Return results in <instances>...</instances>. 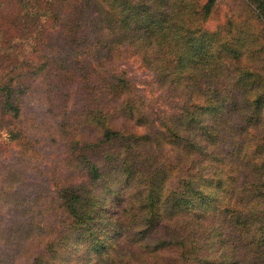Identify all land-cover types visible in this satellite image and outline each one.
Segmentation results:
<instances>
[{"label": "rangeland", "instance_id": "374dc122", "mask_svg": "<svg viewBox=\"0 0 264 264\" xmlns=\"http://www.w3.org/2000/svg\"><path fill=\"white\" fill-rule=\"evenodd\" d=\"M92 1L0 0V85L11 77L15 88L10 107L5 109L0 100V264H89L88 260L103 264L109 261L105 256L109 255V249L99 254L91 247L90 243H99L92 229L79 231V227L71 226L67 231L68 242L53 251L57 245L46 242L56 234L61 236L69 220L68 203L57 197L62 193L61 188H78L87 181V174L95 175L93 169L80 162L79 152L88 151L84 145L99 139H105L101 142L107 156L103 159L101 153L92 151L95 154L92 161L101 167L99 179L91 177L88 182L92 191L95 188L101 191L97 224L93 228H105L111 233L118 222L114 218L116 213L124 220V237L115 242L120 241L123 248L122 255L113 254L116 264H205L195 261L196 254L201 258L217 253L220 234L210 230L207 222H195L186 213L204 215L210 213L207 211L221 209L224 214L222 208L238 205L233 203L236 195H232L234 188H230L226 177L246 174L249 168L254 173L259 169L264 171V131L252 135L251 127L247 132L242 130L240 116L231 111L233 119L226 123V130L220 125L212 141L207 135L201 138V143L196 142L192 151L184 150L187 163L192 165L197 146H202L205 153L199 160L203 167L193 170L196 162L191 169L179 172L176 169H181L183 162L178 152L183 150L181 146L178 152L175 148L172 127L176 123L172 122L177 120L176 112L183 103L186 105L181 109L191 114L198 101L204 102L198 91L206 87V78H209L201 67L206 56L199 53L201 50L197 54L193 52V46L187 43L189 38L198 37V42H204L203 49L216 39L209 32L222 22L230 21L228 17L241 20L245 17L231 0H217L215 11L206 18H197L191 7L185 14L181 1L173 5L170 0L167 4L171 5L167 14L169 23L159 17L156 26H164L163 30L170 28L177 36L176 33L168 36L161 44L153 36L149 46L148 39L144 42L121 40L114 24V28L106 31L110 38L115 37L107 58L92 69L82 71L77 66L76 70V62L69 63L62 56L79 34L82 41L77 45L81 47L73 52L92 50L95 55L104 49L99 38L91 42L95 35ZM115 1L118 0H110L100 12L117 11V5L110 6ZM199 20L201 24L196 28H202L201 31L193 28ZM145 23L149 28V21ZM132 26V21L125 23L124 32H129ZM188 28L191 33L186 31ZM243 29L239 39L250 35L249 40L262 43L261 32L252 26ZM215 46L213 49L217 50ZM250 56L243 54L240 62L248 61ZM44 58L53 60L49 62H54L53 65L42 68ZM82 59L89 57L77 60ZM59 60L66 66L61 68ZM214 113L220 118L216 111ZM234 125L239 134L229 132L228 128ZM144 133L148 136L142 137ZM116 150H124L126 159L133 157L132 162L139 161L143 167L129 176L126 167L114 164ZM245 158H250L246 169L239 166ZM194 172H200L194 182L201 192L190 191L189 203L178 205L184 208L164 201L167 193L174 190L173 185L179 183L186 191L185 183L180 182ZM220 179H225L227 184L223 186ZM151 182L155 187L154 205L144 196ZM133 188H139V192L132 194ZM244 190L249 192V188ZM205 201L207 210L203 209ZM148 202L152 207H146L144 203ZM173 208L183 212L181 217L173 218ZM224 216L227 215L220 218L221 223ZM73 217L74 214H70V218ZM185 223L186 231H180ZM201 224L204 228L199 229ZM100 241L114 245L110 237H101ZM192 245L197 249L201 247L200 251L194 250Z\"/></svg>", "mask_w": 264, "mask_h": 264}, {"label": "trees", "instance_id": "16d2710c", "mask_svg": "<svg viewBox=\"0 0 264 264\" xmlns=\"http://www.w3.org/2000/svg\"><path fill=\"white\" fill-rule=\"evenodd\" d=\"M109 1L110 0H93L91 3L94 6L95 11L93 16L95 19V29H93L95 30V35L92 37L91 42L95 39L98 40L97 38H99L98 41L103 42L102 47H104V49L95 55L92 54V50H88L85 53L83 51L73 52V49L80 50L81 46L77 45V42L81 43L82 41L81 34H79L78 37L74 39L77 41L71 44L70 50L62 56L63 59L69 63L72 61L76 62L74 67L76 70L77 66H79V70L82 71L92 69L97 66L99 62H103L107 58L110 53L109 51H111V48L113 47L115 37L110 38L106 31L110 27L114 28V24L117 27V30L115 31H119V35L122 37L121 40L129 39V41L144 42L148 39L147 43L149 46H151V42H149V40L153 36H156L155 40L161 44L164 38L175 35L176 33L171 31L170 28L163 30L164 26L161 28L156 26V21L159 17L166 19L169 23L167 14H169V8L171 5L167 4L170 0H118L110 5L113 7L117 5L119 7L117 11L103 14L100 11L105 10L104 7L106 4H110ZM180 1L183 4L185 14L191 7V11L196 14L197 18H206L212 11H215L217 0H203V2L200 0H172V3L173 5H176ZM231 1L234 7L241 8L240 12L244 15V20L235 19L234 17L229 19L228 17V20L230 21L222 22V24L217 26L215 30H211L209 32V34H212L213 37H216V39L213 38L214 44L207 45V47L205 46L203 49L201 48L204 46V42H198V37L191 36L187 41L188 45L193 46V52L196 51L197 54L198 51L201 50L199 53L202 52L205 54L206 59L202 62L203 65L201 67L204 69V73L207 74L209 78H206V87H204L203 90L200 87L198 91L200 99H204V102L200 103L198 101L197 104H195L196 108L192 110L191 114L187 113V109H181V107L186 105V102L183 103L176 112L177 120L172 122V124L176 123V125L173 126L169 123V125L173 126L172 135L176 138L173 142L177 152L180 146L183 150L181 153L178 152L179 155H181V160L183 162V167H179L183 170L178 168L176 169L179 172L184 171L185 169H191L196 162L197 165L193 168V170H199L203 167L201 166L202 161L199 160L202 154L205 153L202 146H197V154L199 157L197 154L194 156L196 160L193 161L194 164L192 165L189 161L187 163L184 150L187 151L189 149L192 151L196 142L201 143V138L207 135L211 136L210 141H212L214 139L213 136L216 134L215 131L219 129L220 125H224V129L226 130V123L233 119L232 114L240 116L241 122L239 123L242 124V130L247 132L248 128L251 127L253 129L252 135H259L264 131V36L262 43L259 44H257L258 42L254 43L252 40H249L250 35H248L247 38H244V40L238 38L240 34H243V31L241 30L242 27L245 29L251 28L252 26L264 35V0ZM66 20L68 19L66 18ZM146 20L150 23L149 28H146ZM201 20L198 21V24L195 23L193 25L194 30L201 31L202 28H196L197 25L201 24ZM128 21H132L133 26L130 28L129 32H124L123 26L125 23H128ZM70 22L72 23V20H70ZM186 31L188 33L192 32L190 31V28ZM127 33H129V35ZM177 35L178 34L176 33V36ZM181 35H179L180 39H184V36ZM101 36H104V38H101ZM213 46L218 47V49H213ZM184 52H186V50H184ZM245 53L251 55V59L245 61L244 63L240 62L243 60V54ZM84 57H89V59H82L80 61L77 60ZM50 61L53 60L44 58L42 60V68L47 65L51 67L54 62L49 63ZM57 62L60 63L61 68L66 66L63 60H59ZM195 64L197 63L195 62ZM59 74H57V76H59ZM181 77L187 78V75H181ZM9 79L11 81L6 83ZM9 79L4 80L3 84L0 85V93H3V95H0V100H3L2 105L5 109L6 107L11 106V101L13 100V94L15 91V88H13L14 81L11 77ZM214 111H216L217 115L219 114L218 117L220 118L213 115L215 114ZM231 111H233L232 114H230ZM205 114L207 115L204 116ZM209 114H212V116L209 117ZM228 129L229 132L233 131L236 134L240 133L235 130V125L234 128L230 127ZM108 132L104 135L105 137ZM116 136L118 135L116 134ZM145 136H148V133L142 134V137ZM119 138L120 137H118V139ZM254 138L258 139L256 136ZM102 140L99 139L87 142L84 146H87L89 150L79 152L80 162L93 169L95 175L87 174V181H85L84 184L78 188H61L60 192L62 193H59L57 197L59 200L62 199L68 203L67 212L69 220L67 219V222L62 229L64 234L60 232L61 236L56 234L54 238L49 239L46 242L47 244L55 243V245H57L51 250L53 251L58 247V245L68 242V239H66L68 237L67 231L70 230L71 226L74 229H76V226L79 227V231L92 229V234L99 239V243L97 245L90 243L91 247L95 249L96 252L98 251L99 254L103 250H110V252L108 251L109 255H105L108 256L109 261L107 260L108 262H101L103 264H116L117 258L114 259L113 254L117 252L119 255H122L123 248L121 244H119L120 241L117 243L115 242L117 238L120 239L121 237H124L122 235L124 220L119 217L118 213H116L117 216L114 214V218L118 222L114 226L115 231L111 233L107 232V229L105 228H93L97 224L101 191L97 188L92 191V189L88 186V182L91 177L99 179V170H101V167H99L100 165L92 161V159L95 160L92 156L98 153H101L103 159H106L107 156V151L102 150V142H104L105 139L103 141ZM254 147L256 148L255 151H258L256 145H254ZM92 151H94L95 154H93ZM123 151L124 150H116L113 153L114 156L117 155L114 164L116 167H126V171L130 176L131 172L136 173L138 169L143 167V164L139 161H137L138 164L137 162L133 163V157L131 159L130 157L126 159ZM97 157L99 158V156ZM245 159V162L239 163V166L244 167V169L250 165V158ZM199 173L200 172H194L191 176H187L180 182L181 185L185 183L184 185H186L187 190H189L188 192H186L187 190L184 191L185 188L181 189L179 187L180 184L178 183L173 185L174 190L167 193L164 197V201H169L170 204L175 207L184 208L178 205L180 203H189L190 200L187 196L190 191L191 193L194 191L201 192L200 189H197L198 186L196 187L194 182L195 177ZM226 178L229 180L228 184H230V188H234L232 195H236V197L232 198L233 203L237 202L238 205L236 207H227V209L222 208L224 212H226L224 214L227 215L224 216L222 223L219 221L224 215L221 209L214 212L207 211L210 213L204 215H201L199 212L197 214L189 212L186 213L188 217H193L195 222H207L210 230L216 231L217 234H220V239L217 240L220 244V250L217 253H214L213 256H211V254L208 256L202 255L203 257L201 258L198 257L197 253L195 261L197 260V263L204 261L205 264H264V171L259 169L256 173H254L253 169L249 168V172H246V174H242L240 176L234 174L227 176ZM250 179H253V182H250ZM220 182L223 186L227 184L225 179H220ZM237 183H239V185H237ZM149 186L150 188H148V191H146L144 196L146 199L152 201L154 205L153 197H155V192L153 188L155 187L153 186V182H151ZM245 188H249V192L244 190ZM138 192L139 188H133L132 194H137ZM125 202L126 201H124V204ZM148 203L149 204L144 203L146 207H152V204H150L151 202ZM178 208H173L174 211L171 212L173 218L181 217L183 212H177V210H179ZM203 209H208L206 201ZM125 210L126 209L124 208V211ZM185 210L187 211L188 207H186ZM163 211L165 214L168 213L167 209H163ZM70 214H74L72 219L70 218ZM164 217L166 216L164 215ZM203 219L206 221H202ZM116 220L113 219V221ZM192 224L194 223L192 222ZM203 224L199 226V229L204 228ZM180 231H186V223L185 225H182ZM104 236H106V238H112V240H114V245L101 242V237L102 239H106ZM192 247L194 250L197 249L196 245H192ZM200 249L201 247L197 250L200 251ZM208 257H212V260H209ZM87 263L101 264L98 262L94 263L91 260H88Z\"/></svg>", "mask_w": 264, "mask_h": 264}]
</instances>
